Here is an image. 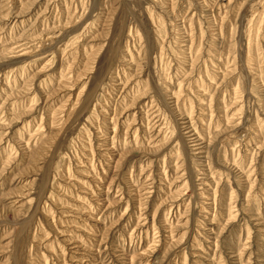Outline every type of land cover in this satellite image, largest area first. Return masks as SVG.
<instances>
[{"label": "rangeland", "instance_id": "1", "mask_svg": "<svg viewBox=\"0 0 264 264\" xmlns=\"http://www.w3.org/2000/svg\"><path fill=\"white\" fill-rule=\"evenodd\" d=\"M0 264H264V0H0Z\"/></svg>", "mask_w": 264, "mask_h": 264}]
</instances>
